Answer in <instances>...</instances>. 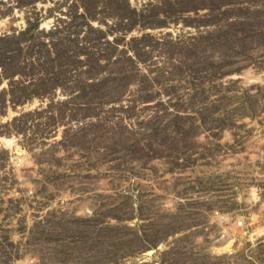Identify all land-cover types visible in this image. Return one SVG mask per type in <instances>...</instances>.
Segmentation results:
<instances>
[{
	"label": "rangeland",
	"instance_id": "rangeland-1",
	"mask_svg": "<svg viewBox=\"0 0 264 264\" xmlns=\"http://www.w3.org/2000/svg\"><path fill=\"white\" fill-rule=\"evenodd\" d=\"M29 25L0 264H264V0H0Z\"/></svg>",
	"mask_w": 264,
	"mask_h": 264
},
{
	"label": "trees",
	"instance_id": "trees-1",
	"mask_svg": "<svg viewBox=\"0 0 264 264\" xmlns=\"http://www.w3.org/2000/svg\"><path fill=\"white\" fill-rule=\"evenodd\" d=\"M31 26L32 25H29L25 31L20 32L19 33L20 34L19 37H17V36L13 37V39H15V43H14V45H11V48L5 47L4 50L0 48V54H1V52H3V53H6V55H8V58H6V60L4 62H3V60L1 61L0 76H3L4 78H7V79H12L13 75L17 72V71H12L11 72V70L14 67V65L17 66L16 62H18V57L20 55V52L22 51L20 40L24 39L23 41H26L29 38L30 35L27 37L26 33H28L30 31V28H32ZM8 38L10 39V37H8ZM41 44L44 45L45 43H41ZM34 46H35V43L33 45H31L30 47L33 48ZM45 46H46V44H45ZM79 48L80 49H86V47H84V45L80 46ZM27 49H29V48H27ZM9 82H11V81L9 80ZM9 85L11 86L12 84L9 83ZM34 93L36 95L40 94L38 92H34ZM82 95L86 96V93H83ZM18 102L19 101H17L16 103H18Z\"/></svg>",
	"mask_w": 264,
	"mask_h": 264
},
{
	"label": "bare ground",
	"instance_id": "bare-ground-1",
	"mask_svg": "<svg viewBox=\"0 0 264 264\" xmlns=\"http://www.w3.org/2000/svg\"><path fill=\"white\" fill-rule=\"evenodd\" d=\"M7 144H10L11 142L10 141H6Z\"/></svg>",
	"mask_w": 264,
	"mask_h": 264
}]
</instances>
